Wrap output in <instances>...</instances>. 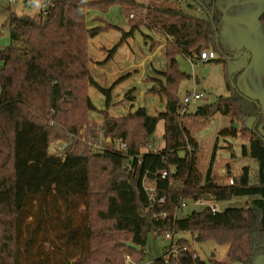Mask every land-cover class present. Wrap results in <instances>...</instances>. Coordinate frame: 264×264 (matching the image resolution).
I'll return each mask as SVG.
<instances>
[{"label": "trees", "instance_id": "1", "mask_svg": "<svg viewBox=\"0 0 264 264\" xmlns=\"http://www.w3.org/2000/svg\"><path fill=\"white\" fill-rule=\"evenodd\" d=\"M193 1L207 13L206 19L136 0H50L45 16L10 14L6 24L11 45L0 50V264H129L126 257L143 264L149 236L166 233H192L198 243L229 247V259L241 264L264 257L261 104L245 96L237 88L238 76L228 72L230 96L197 107L195 114L178 96L187 77L178 68V55L192 62L204 51L228 56L219 39L222 12L214 3ZM114 7L127 19L137 13L140 22L124 34L108 60L141 25L167 37L164 82L149 91L166 101V111L156 117L139 108L125 117L110 118L111 90L101 88L91 75L89 41L114 27L90 28V12ZM259 21L264 23V11ZM90 87L107 96L102 133L112 141L96 153L80 134L95 111ZM127 99L136 101L134 91ZM217 116L232 121L218 138L242 139L239 160L247 163L237 177L227 164L228 182L223 184L215 174L218 144L206 172L198 166V134ZM161 121L165 150L143 154ZM237 124L239 128H233ZM56 142L71 144L64 154L55 155L50 149ZM118 143L126 146L124 152ZM231 158H237L233 147ZM145 182L155 186V201L150 200ZM204 195L219 203L256 199L242 208L214 214L206 207L179 217L182 202L198 203ZM177 244L176 257L166 263V252L151 264H205L187 240Z\"/></svg>", "mask_w": 264, "mask_h": 264}, {"label": "rangeland", "instance_id": "2", "mask_svg": "<svg viewBox=\"0 0 264 264\" xmlns=\"http://www.w3.org/2000/svg\"><path fill=\"white\" fill-rule=\"evenodd\" d=\"M139 4L158 6L164 9L181 10L189 13L195 17L206 19L207 13L204 12L199 5L193 0H187L198 9H190L185 7V2L181 8L176 3V0H161V3H156V0H136ZM165 1V2H164ZM207 4H213L214 0H202ZM40 0H0V50L5 49L11 45L10 32L7 27V21L11 13L18 16H29L37 18L40 13ZM111 13L101 12L99 10H91L96 12L99 17L111 19L114 28L108 29L106 32L100 34L93 39L88 48L89 54V68L91 75L95 82L105 90H111V107L108 111L110 118H122L129 112H134L139 108H145L149 116L156 117L166 111V101L158 95L152 94L149 91L152 88L159 89L160 82H164L163 73L166 72V56L163 49L151 60L145 61L149 58L159 47L162 39L159 36L153 35L151 30L141 25V29L137 31L134 36L127 38L120 49L117 50L113 58L109 59L110 52L122 41L124 34L131 31L134 23H139L140 15L133 14L134 18H125L119 8L110 9ZM114 12V13H113ZM116 18V19H112ZM120 19H119V18ZM124 19L126 22H124ZM92 22V21H91ZM104 24H109L108 21H103ZM90 28L94 27L88 22ZM151 37V39H147ZM220 39V37H219ZM152 41L155 43L152 44ZM160 41V42H159ZM224 43V40L220 43ZM221 43V44H222ZM95 47H100L98 50ZM219 56V55H218ZM219 59H224L225 63L210 62L203 64L200 62L192 63L191 60L185 59L183 56H177V65L179 70L187 77L181 82L178 96L181 101L189 93H203L205 97L189 106L190 110L197 107L210 105L215 103L220 98H228L230 92L226 79V73L232 77V66L229 63V57L219 56ZM145 61V66L140 67V64ZM100 62V64H98ZM133 65V67H131ZM234 69V68H233ZM235 70V69H234ZM240 71V70H239ZM236 74H238V72ZM144 75L140 76V74ZM235 74V76H236ZM233 76V77H235ZM134 91L136 101L132 103L127 99L130 92ZM1 93V83H0ZM89 96L95 106V111L90 113L88 123L82 128L80 134L82 141L88 142V146L94 153L100 152L110 146V142L103 140L102 125L103 112L107 111V96L103 94L98 88L90 87ZM232 121L217 116L206 128L199 132L198 138L202 143L200 152L198 154L199 170L206 172L213 148L218 144V152L215 162V174L219 177V183H227V164L232 166L233 176L238 174L246 163L239 160L241 156V145L243 140L230 139V142H225L224 139L218 138L222 130L230 128ZM165 123L161 121L158 124L155 134L150 138L148 147L143 150V154L160 153L165 150ZM70 142H56L51 146L50 152L55 155L64 154V149L70 146ZM233 147L236 154V159L231 158V147ZM119 148V145H116ZM255 197L235 198L230 202H214L202 205L196 203H186L187 208L180 212L179 217L185 218L194 211H202L207 206L216 207L219 211H225L230 208H242L255 200ZM181 239L188 241L189 247L205 264H211V261L225 264H241L229 259V247L218 246L214 242L198 243L196 241V234L181 233L174 236V240L168 239L164 236H157L151 234L149 236L148 245L146 248V260L143 264H151L154 260L164 256V254L171 247L172 243L177 245ZM254 264H264V257L256 259Z\"/></svg>", "mask_w": 264, "mask_h": 264}, {"label": "crops", "instance_id": "3", "mask_svg": "<svg viewBox=\"0 0 264 264\" xmlns=\"http://www.w3.org/2000/svg\"><path fill=\"white\" fill-rule=\"evenodd\" d=\"M168 1L170 0H166V2ZM174 1L175 0H173V2ZM161 2L162 1L159 3ZM177 2L181 8L185 2L186 8L191 6L192 8L190 9H198L197 6L190 4L187 0H176V3ZM213 3L222 12L224 17L219 37L220 41L224 40V43L221 42L222 44H220L224 53L229 57L230 65H233L232 75H235L236 72L240 70L238 74H236L238 76L236 80L237 88L245 96L258 101L261 104L264 130V23L259 21V18L264 11V0H214ZM111 12L112 10H109V13ZM95 13L96 12H90L88 18L89 24L91 23L92 26L99 27L104 25V23H102L103 21H108V25L115 27V24H112L111 19L99 17ZM112 19L114 20L116 18H113L112 16ZM126 21L124 19V22ZM152 33L153 35L159 36L164 44L160 43L159 47H157L154 53L149 58H146L145 61L151 60L163 49L165 50L167 43L166 36L156 32ZM147 39H151V37H148ZM92 40L93 39L89 41V45ZM154 43L155 42L152 41V44ZM97 49L99 50L100 47ZM217 60H219L218 55ZM145 61L140 64L141 68L145 66ZM212 62H216V60ZM98 64H100V62H98ZM131 67H133V65ZM144 74L145 73L140 74V76ZM103 140L107 142L110 141V139L105 140L104 137ZM197 140L201 145L202 143L199 141V138ZM224 141L227 143L230 142V139ZM246 165L247 163L244 166ZM244 166H242V168ZM241 170L234 176H239Z\"/></svg>", "mask_w": 264, "mask_h": 264}, {"label": "built area", "instance_id": "4", "mask_svg": "<svg viewBox=\"0 0 264 264\" xmlns=\"http://www.w3.org/2000/svg\"><path fill=\"white\" fill-rule=\"evenodd\" d=\"M50 5H51L50 0H41V13H43L44 16L46 15L47 10L50 7ZM131 18H134V15H132ZM215 60H217V54L215 52H212V51H204L201 54L200 59L197 60V61H195V62H200V63L206 64V63H209V62H212V61H215ZM204 97H205V95L203 93H189L182 100V104H183V106L186 109H188L191 104L202 100ZM109 142L112 144V141L111 140ZM118 145H119V148H118L119 151H123L124 152L126 150V146L125 145L120 144V143H118ZM167 177H168V173L167 172H164L162 174V178L165 179ZM229 184L230 185H233L234 184V180L233 179H230L229 180ZM144 187H145V190L149 193L150 200L151 201H155V192H156L155 186L153 184H151L150 182H145ZM160 202L163 203L164 202V199L160 200ZM204 204H205V202L202 201V200L199 201L198 203H196V205H202V206ZM207 207H210L211 210H212V212L214 214L219 212V210L216 207H213V206H207ZM185 208H187V204H186V202H182L180 204L178 210H177V213L180 214V212H182ZM162 217L163 218H166L167 216L166 215H163ZM165 236L168 239H171L172 241L174 240V235L171 234V233H166ZM179 249H180V247L178 246V244L177 245H174L172 243V245L168 249L167 255L165 257L166 263H168L171 258L177 256ZM126 260H127V262L129 264H134V263H132V261L130 260L129 257H126Z\"/></svg>", "mask_w": 264, "mask_h": 264}, {"label": "water", "instance_id": "5", "mask_svg": "<svg viewBox=\"0 0 264 264\" xmlns=\"http://www.w3.org/2000/svg\"><path fill=\"white\" fill-rule=\"evenodd\" d=\"M197 112H198V108H195V109H193V110L190 111L191 114H195V113H197ZM233 128L238 129V128H239V125H238V124H237V125H234ZM201 200L204 201V202H207V203H214V202H215V199L212 198L210 195H204V196H202V197H201ZM128 245H129L130 247H132V248L139 249V247H136V246H134V245L131 244V243L128 244Z\"/></svg>", "mask_w": 264, "mask_h": 264}]
</instances>
